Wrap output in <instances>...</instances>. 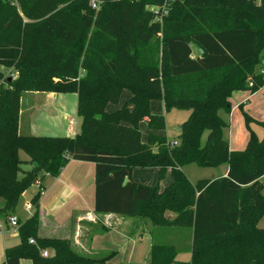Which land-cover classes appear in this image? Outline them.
Returning a JSON list of instances; mask_svg holds the SVG:
<instances>
[{
    "label": "trees",
    "instance_id": "obj_1",
    "mask_svg": "<svg viewBox=\"0 0 264 264\" xmlns=\"http://www.w3.org/2000/svg\"><path fill=\"white\" fill-rule=\"evenodd\" d=\"M95 1L98 9L90 0H19V7L0 0V220L8 222L38 181L33 213L20 220L21 242L5 248L0 264L109 260L79 254L70 239L39 235L45 189L38 176L57 177L70 160L95 164V212L146 218L160 231L191 229L190 261L177 259L182 250L173 243L154 238L147 264H264V136L251 133L245 149L232 150L221 115L230 114L235 91L264 85L257 71L264 65V0ZM164 5L167 14L159 16L153 8ZM25 90L76 93L81 132L22 135ZM125 90L131 107L107 111ZM154 99L166 110H191L178 143L156 134L165 116L151 111ZM190 163H225L229 170L193 184L183 171ZM137 168L159 169L160 179L170 168L173 180L160 190L134 181Z\"/></svg>",
    "mask_w": 264,
    "mask_h": 264
},
{
    "label": "crops",
    "instance_id": "obj_2",
    "mask_svg": "<svg viewBox=\"0 0 264 264\" xmlns=\"http://www.w3.org/2000/svg\"><path fill=\"white\" fill-rule=\"evenodd\" d=\"M36 93L45 94V102L42 106H37L36 103L32 102L30 104L31 111L45 108L47 106L46 104L49 102L54 106L56 105L54 100L58 93ZM230 102L231 112L228 123V127L230 128L229 145L232 150H243L247 146L251 133L248 134L243 127L242 113L244 112L253 118L252 122L264 121V85L254 93L251 90L235 91L230 98ZM22 112L21 109L19 120L20 132H24L25 135L38 134L36 129L37 126L32 121V118H30L31 113L29 119L26 117L28 122L27 126H25L21 121ZM74 125H76V121H74ZM74 125L72 127L69 126V136L73 134L70 130L74 128ZM235 125H238L236 130H234ZM143 126L148 129L145 121H143ZM261 133L262 132H260V134ZM228 170L229 166L226 164L222 167L220 171L221 174L219 173L217 178L227 176ZM132 178L136 182L147 185H158L160 190H163L171 184L173 180L172 170L170 168L166 170L162 179L159 178V169L155 168L134 169ZM148 180H150V182H147ZM41 182L45 190L42 192L39 202L40 236L69 237L72 242V248L84 256L105 258L111 257L110 253L125 251L122 259L132 261L136 264L148 263L151 246L155 238L153 235V227L148 219L142 217H128L117 213H97L94 211L95 164L93 162L70 160L62 169L59 176L54 177L49 174H44L41 178ZM260 182L263 185L262 191L264 194V175L261 177ZM31 199L32 197L25 203V211L27 212L25 216L18 213V208L14 213L18 215L21 221L28 219L33 213L34 207L31 209L26 207L27 203H31ZM136 218H140V220ZM12 230L13 229L7 225L5 233L0 234V236L3 237V241H5V235L8 232H15ZM17 230L19 232V229ZM146 239L147 241H143L142 243V240ZM15 245L16 244L3 246V249L0 251V263L5 259V248ZM187 247H189L187 248V257L186 260L183 261L191 260L190 246ZM147 252H149V254L146 259ZM110 263L111 259L109 258L106 263L98 264ZM21 264H32V261L29 259H22Z\"/></svg>",
    "mask_w": 264,
    "mask_h": 264
},
{
    "label": "rangeland",
    "instance_id": "obj_3",
    "mask_svg": "<svg viewBox=\"0 0 264 264\" xmlns=\"http://www.w3.org/2000/svg\"><path fill=\"white\" fill-rule=\"evenodd\" d=\"M91 1L92 0H90V4ZM192 47L194 50V54L195 55L198 54L199 49L197 48V46L193 44ZM257 71L259 72L260 68H258ZM241 91H246V90H241ZM36 92L37 91L25 90L21 94L20 110L22 109L23 111L21 114V121L25 126H27V122H28L26 120V117L29 119V115L31 113L30 118H32V121L37 126L36 129L38 135L51 136V137L69 136L70 134L68 133V131L70 126L69 125L70 120L76 121V125H74V128L70 130L71 133H73L71 136L72 137L76 136V134L81 132L82 118L78 116V112H77L78 96L76 93H58L56 97L57 100L56 99L54 100L56 103L55 106L49 102L46 104L47 106L45 108H39L35 111H31L30 104L32 102L36 103L37 106L39 105L42 106L45 102V94H38ZM129 98H130V92L129 90H125L122 94L120 105L116 106L115 104L110 103L107 106V111L110 112L115 111L119 107L125 104H127L128 107H130L131 104L128 102ZM151 111L153 113L162 114L165 116V128L163 130L157 131L156 134L166 137L171 143H175V142L178 143L182 124L190 117L191 110L176 109V108L166 110L164 103L161 99H154L151 102ZM221 115L229 123L230 114H226L223 112ZM242 118H243V127L248 132V134L254 133L258 138H262V136L264 135V127L260 124V122L250 121V124L248 125L247 117L244 112L242 113ZM19 120H20V114H19ZM237 126L236 125L234 126V130L237 129ZM139 128L141 131L142 139L143 141H145L149 134L148 131L149 129L144 128L143 122L140 123ZM260 132L262 133L260 134ZM20 133L22 135H25L24 132H20ZM206 134L203 138L204 140L206 138ZM229 134H230V128L228 127L224 130V136L228 140H229ZM19 155L23 160H29V156L24 151L21 150L19 152ZM225 165H226L225 163H222L216 167H204V166H200L197 163H190L183 167V171L191 183L197 184L201 180H211L217 178L219 176L218 174L222 170V167ZM29 167H30L29 165L23 164L24 169H29ZM42 177L43 175L42 173H40L38 179H41ZM147 182H150V180H148ZM37 192H38L37 184L32 185L25 192L22 199L20 200V204L18 205V209H17L18 213H20L22 216H25L27 214V212L25 211V203L26 201H29L31 197L33 198ZM136 219L140 220V218H136ZM151 225L153 227V235L155 236L156 241H162V242L167 241L173 243L177 247V249L182 250L178 254L177 259L186 260L187 257L186 255L188 252L187 248H189L187 246H190L191 244V229L185 227L184 228L172 227L170 228V231L167 230L160 231L159 229H162L161 227H157L155 229L154 228L155 226L152 223ZM259 227L264 228V217H262V219L260 220ZM16 230L17 229L12 230L15 232H8L5 235V241H3V237L0 236V243H1L0 251L3 249V246H11V244L17 245L20 242L21 237L19 235L18 230L17 231ZM62 238L70 239L69 237H64V236ZM143 241L145 242L147 241V239L142 240V243ZM71 246H72V242H71ZM124 252L125 251L110 253L111 255L110 264H136L132 261H127L125 259H122ZM148 254L149 252H147L146 254L145 257L146 259L148 258Z\"/></svg>",
    "mask_w": 264,
    "mask_h": 264
},
{
    "label": "built area",
    "instance_id": "obj_4",
    "mask_svg": "<svg viewBox=\"0 0 264 264\" xmlns=\"http://www.w3.org/2000/svg\"><path fill=\"white\" fill-rule=\"evenodd\" d=\"M12 4L17 6V7H19V0H12ZM91 5L94 8H99V5H98V3L95 0L91 1ZM165 5L162 6L161 8L155 7V8H153V10H155V12H158V13L160 12L159 16H163V15L167 14V8H166ZM259 72L264 76V65H263V67H261ZM249 86H253V82L252 81L249 82ZM69 125L72 127L74 125V121L70 120L69 121ZM37 185H38V181H37ZM26 206H27L28 209H31L33 207L32 203H27ZM7 225L10 226V228L13 229V230L18 229L19 225H20V219H19L18 215H16V214L11 215L9 217L8 222L0 220V234L5 233V229H6ZM29 242L30 243H34V239L30 238ZM42 254H43V256H48L49 255V251L47 249L42 250Z\"/></svg>",
    "mask_w": 264,
    "mask_h": 264
}]
</instances>
